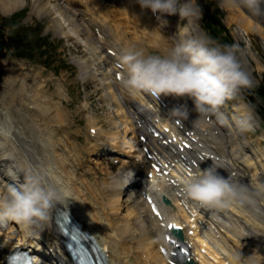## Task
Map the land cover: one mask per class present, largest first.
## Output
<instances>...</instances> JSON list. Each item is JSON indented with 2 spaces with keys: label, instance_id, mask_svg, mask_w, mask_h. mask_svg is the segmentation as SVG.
Returning <instances> with one entry per match:
<instances>
[{
  "label": "bare ground",
  "instance_id": "1",
  "mask_svg": "<svg viewBox=\"0 0 264 264\" xmlns=\"http://www.w3.org/2000/svg\"><path fill=\"white\" fill-rule=\"evenodd\" d=\"M25 1L0 0V3L5 7V9L3 8L4 11L10 12L15 7L23 5ZM55 1L62 7L70 22L79 27L77 13L68 9L69 5H72L73 0ZM120 1L122 2V0ZM124 1L126 9H123V18L126 17L124 10L130 11L133 7H137V9H133V16H129L134 25H129L132 27L133 36L128 40L121 41L122 37L125 38L128 33L122 29L123 20L117 22V24H113L110 20L105 19V17L100 16L102 17L100 18L88 12H85V14L90 16L92 25L101 27L104 34H115L113 39L124 43H116L113 46L120 56L126 49L133 46L137 48H160L164 53L169 46L163 34L160 20H154L149 14H144L145 8L141 5L139 6L138 0ZM225 1L227 3L235 2L234 0ZM87 3V11H92L91 8H96L106 13L105 10L107 8L102 6L104 5V0H87ZM40 6L41 2L38 3L37 0V4H35L36 9ZM231 6L234 10L245 14L247 27H254L255 22L249 18L250 16L245 11L235 5ZM137 10L140 11L138 12ZM137 21L140 23H137ZM195 21V17L189 20L191 23H195ZM125 23H129V21ZM57 26L61 29L59 21H57ZM257 26L259 27L260 25ZM91 35L88 37V44L92 52L95 53L105 77L108 78L107 86L110 88V92L116 103L115 113L119 118L117 122H120L122 125V129L117 131L105 130L103 127L98 126L95 136L99 141H102L100 143L102 145L98 149H101L102 152H109V150H114L115 147L121 144H129L130 149L126 152L128 157L123 160L118 174L112 175L111 178L107 177L102 182L103 192L98 182L87 177V172L89 171L90 174V171L94 170V168L81 166L84 163L81 162L82 159L77 158V161L76 159L73 160L71 163L72 169L65 164V161L59 163V156L62 154L60 145L63 143L61 142L62 140L54 137V131L51 128L53 121H62L59 115L56 119L48 120L47 126H36V136L34 135L36 141L33 142L27 137L28 135L25 131H20L16 127L14 118L5 114L9 107L4 109L0 103V190H2L1 183L7 180L10 175L27 177L31 174L38 177L47 187L56 190L67 187L73 193L72 197L58 200L54 203L50 218L38 229L39 234H29L18 222L22 232L15 235V227L12 225L13 232L9 231L10 237L6 242L7 251L11 247L14 248L17 245L27 243L30 246L37 247L36 252L39 258H45L47 257L45 250L53 247L57 251L54 262L61 261L62 264H68L60 239H57L55 236L57 235V227L55 217L53 218V216L56 208L69 206L71 210H74L75 214L78 213L79 218L86 224L87 228L93 229L102 241L110 246L111 264H169L158 249L159 242L161 239L163 240L164 229L146 217L149 213L145 211L144 201L141 200L137 191L123 193L121 188L122 185L128 183V180L124 178L127 174V169L131 164L136 163V160L131 157L132 149H134L133 143L129 141L127 136L129 133H132V137L136 138L137 134L135 133V125L132 122L131 114L125 110L123 99L119 93V91H122L123 94L127 90L114 81L113 73H115V69L109 62L110 56L101 48V40ZM145 50L147 51L148 49ZM143 95L145 96L146 93L138 92L134 96H140L142 99H145ZM179 98L183 100V104L192 107L195 116L199 115L194 110V103L190 97L179 96ZM154 106L155 109L148 111L145 114L146 117L155 120L156 117L165 116L163 108H159L156 104ZM239 107L247 111L244 107ZM47 109L51 108L48 107ZM235 109L239 110L238 108ZM31 110L34 111V109ZM159 111H162V113H159ZM171 112L181 113L173 109ZM38 113L40 114V112ZM30 120L34 122V125L38 124L35 122L37 118L36 120ZM228 124L231 125V123ZM91 126L94 125L91 124ZM215 128L219 129L218 133L214 131ZM198 131L202 137V141L206 145L204 150L214 153L216 157L219 156L221 163L226 164L230 172L237 170L235 176L248 185L254 197L251 203L232 204L222 208H209L213 210H205L207 212L198 216V218L204 220L203 229L206 230L207 236V239L201 240L206 252H200V247L197 248L199 251L196 254L199 261L201 264H251V261L254 259L256 264H259L261 258L264 256V246L261 244L260 238V236L264 237V144L262 142L263 145H253L255 142L252 143L249 140L239 138L236 132L233 133L225 124L218 122L215 117L212 122H205L204 130L198 129ZM247 131L249 133L250 127H247ZM103 134H108L107 136L111 142L108 143L106 141L107 138L105 141L102 140L101 135ZM29 136L31 135L29 134ZM97 146L94 144L93 148L91 147L90 150H92L93 154H96L98 150ZM64 147L62 146V148ZM123 150H126V146ZM98 163L101 164V162ZM59 168L63 172H60ZM219 171L224 175L227 172L225 168H220ZM74 176L86 186H82ZM84 188L94 198L100 199L102 197L104 199V201L99 202L101 206L100 210L96 211L87 200L88 197L84 194ZM135 189L137 190V187ZM168 194L171 193L168 192ZM174 198L176 199L175 196ZM175 210V206L173 208L167 207L166 213L174 216L172 213ZM212 211L214 212L210 215L209 213ZM176 213L185 216L181 208H178ZM195 231L200 233L198 225L195 227ZM11 238H13L12 241L10 240ZM212 243L215 245H212ZM251 244H255L256 246L253 247ZM43 249L44 252L42 251ZM260 264H262V260Z\"/></svg>",
  "mask_w": 264,
  "mask_h": 264
},
{
  "label": "clouds",
  "instance_id": "2",
  "mask_svg": "<svg viewBox=\"0 0 264 264\" xmlns=\"http://www.w3.org/2000/svg\"><path fill=\"white\" fill-rule=\"evenodd\" d=\"M140 5L157 14L161 25L167 18L165 13L179 11L188 20L202 17V6L198 0H138ZM255 15L264 14V0H237ZM228 43H217L212 37L180 40L168 47L163 54L145 52L141 48L129 47L121 55L126 75L122 88L130 94L150 93L159 98L161 94L190 97L198 116L193 126L204 130L205 114L216 111L227 98L236 97L242 89L253 84L249 72L244 68L236 48ZM183 109L189 114L187 105ZM241 121V127H247ZM225 168L228 175L219 171ZM186 199L209 208H222L232 204L251 203L253 193L219 158L207 167L188 170L181 178ZM161 190L153 180L150 185ZM73 193L70 188L60 190L45 186L38 177L28 175L23 183H8L0 190V223L10 220L19 222L29 234H39L38 229L52 213L58 200L68 199ZM251 264H256L253 259Z\"/></svg>",
  "mask_w": 264,
  "mask_h": 264
},
{
  "label": "rangeland",
  "instance_id": "3",
  "mask_svg": "<svg viewBox=\"0 0 264 264\" xmlns=\"http://www.w3.org/2000/svg\"><path fill=\"white\" fill-rule=\"evenodd\" d=\"M48 1L49 3L47 4ZM206 1L208 0H203V2ZM40 2L42 8L39 7L37 9L42 10L46 7L44 5H47L49 9L53 10V14H50L48 9L43 11L42 13H38L36 10L33 9V5L31 4L30 9L32 12L35 13L32 14L31 11L29 12V14L27 13L26 17L24 18V21L33 22L36 19L41 20L45 22V24L47 25L46 32H50L52 37L54 38H61L62 33H58V31L56 30V26L54 25V21L56 25H57V21H59L61 25L60 30H62L64 25L65 32L67 33V35L70 34L69 36L72 38H68L69 36H67V39L64 38L63 40H60L59 47L57 48V52L53 55L54 64L51 67H47L45 64L39 61L34 62L33 60H28V59L26 60L16 57H7L4 65L2 66L0 65V101L7 104L5 106L2 105V107H4V109H7V107L13 108L14 112L17 115V120L20 127L21 126L27 127L24 116H22L23 110H25L28 114L34 116L35 119L37 118V120L38 118L41 119V117H43L44 115L45 116L44 119H41V121H35L39 125H42V127H44L47 124L48 120L56 119L58 115L61 117L62 120L65 116H67L68 122L64 125V128L60 124L56 123L58 120L56 122L53 121L52 123L57 129L58 135L66 139L69 136V128L71 129L70 133L72 134L75 131V128L78 127L77 138L82 143H84L85 141L87 143L86 136L84 137L86 130L84 131V129L89 123L88 121H90V119L88 118L89 115H93L97 123L102 124L104 127L108 129H111L113 127H115L114 128L115 130L119 129L120 126L118 125L115 126V124L112 125L108 123L106 119L107 115L111 114V111L113 112L114 110L115 113V109H114L115 106L113 101L111 100V96H110L111 92H109L110 88L107 87L105 84V77L103 73L98 69L97 62L95 60L96 56H94L91 47L89 46V44L85 39L89 37L90 34H92L91 36L94 37L93 32L88 31L86 27L83 25L84 31L81 32V34H79V27L76 26L74 23H71L68 17L65 15V13L63 15L53 1L40 0ZM215 2L221 7L223 12V19L228 27L234 28L237 25H241L240 22L242 21L238 20V17L231 12L229 6L223 0H215ZM0 6L2 7V9L3 8L5 9V7H3L1 3ZM27 8L29 9V5L27 6ZM212 10H214L213 5H212ZM55 17H58L59 19L61 18L63 24L60 22L58 18ZM125 22L126 21L123 20V25L121 24L123 26L122 29L128 32L125 38L130 39L133 36L132 33L133 30L132 27L127 25V23ZM78 23H80L79 18H78ZM113 24H117V23H113ZM251 30L249 31L247 30L248 33H244V37L245 39H247L248 34H250L251 36H255L256 39L253 40L252 44L255 47H258V32L260 30H256V29H251ZM125 40L127 39H124L123 41ZM73 56H80L84 60L89 61L90 64L93 63V65H91V68L89 69L88 76L83 77L81 72L77 70L74 66H69V62H70L69 58L73 59ZM257 57L261 62L264 63V58L260 54H258ZM249 58L250 60L254 61V59H252V56L250 54H249ZM86 64L88 65V63ZM65 65L67 66L65 67ZM56 66H62V67H60L57 71L55 69ZM85 68L87 69V67ZM258 73L262 76V74L264 73V66H258L257 71H255V74L258 75ZM30 101L32 103H28ZM236 102H237L236 98L232 97L230 98L229 105H233V103ZM56 103L59 104V106H56ZM27 106H32L31 109H34V111H32L31 109L30 110L27 109ZM60 106L65 110L67 114L61 109ZM48 107H52V109L48 110L47 109ZM235 108L239 109L236 110L237 116H239V113L241 115L243 113H244L243 115L247 114V112L245 110H242L241 107L236 106ZM46 110L47 112H45ZM38 112H40V114ZM115 117L117 118V116ZM250 120L252 121V119ZM27 135L26 136L29 137L33 142L36 141L35 133L31 135L32 138L29 136V134ZM257 135H258L257 133H253V136L250 137L252 138L251 141L252 143L258 137ZM54 137L55 138L57 137L55 135V132H54ZM95 139L96 142L93 143L92 148L94 144H96L98 145L97 146L98 149L100 145H102L100 144L102 143V141H99L96 138V136ZM262 139H264V134H261V136L254 141L255 143H253V145L256 144L263 145ZM88 140L91 141L90 137H88ZM106 141L108 143L111 142L109 138H107ZM61 142L63 143V141ZM69 144L71 145L70 150H72L73 152L75 151L76 153V161L77 158H79L81 153L83 152V149L88 147L89 151L92 152V150H90L91 149L90 146H86L84 144L75 141L70 142ZM60 146L62 149V146L64 147L65 144H61ZM74 157L75 155H72V158ZM95 157L96 155H91V154L86 155L85 153L83 158L80 159L87 161V159L95 158ZM104 163L107 164L106 160H104ZM85 165H88V163L86 162ZM90 172L94 173L96 171L92 170ZM87 173H88L87 177H89V171ZM86 197L90 198L88 195ZM97 200L98 202H101L102 200L104 201L102 197L101 200L100 199ZM93 204L95 207L99 208L97 203L93 202ZM94 206L93 208H95ZM95 210L98 211L96 208Z\"/></svg>",
  "mask_w": 264,
  "mask_h": 264
},
{
  "label": "snow or ice",
  "instance_id": "4",
  "mask_svg": "<svg viewBox=\"0 0 264 264\" xmlns=\"http://www.w3.org/2000/svg\"><path fill=\"white\" fill-rule=\"evenodd\" d=\"M153 207H155V205Z\"/></svg>",
  "mask_w": 264,
  "mask_h": 264
},
{
  "label": "trees",
  "instance_id": "5",
  "mask_svg": "<svg viewBox=\"0 0 264 264\" xmlns=\"http://www.w3.org/2000/svg\"><path fill=\"white\" fill-rule=\"evenodd\" d=\"M264 93V92H263Z\"/></svg>",
  "mask_w": 264,
  "mask_h": 264
}]
</instances>
